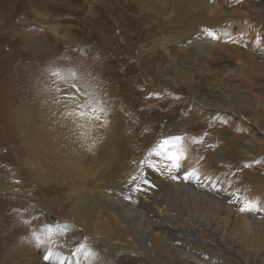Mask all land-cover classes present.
Segmentation results:
<instances>
[{
    "label": "rangeland",
    "instance_id": "rangeland-1",
    "mask_svg": "<svg viewBox=\"0 0 264 264\" xmlns=\"http://www.w3.org/2000/svg\"><path fill=\"white\" fill-rule=\"evenodd\" d=\"M166 3L167 0H0V184L6 188L9 183L16 186L0 196V214L6 213L11 219L14 214L23 215L19 221L25 229L21 245L33 237L22 246L23 251L27 244L39 251L42 247L49 249L60 237L64 253L71 255L66 259L74 260L68 264H91V255L97 251V260L100 247L104 250L101 253L108 252L100 241L98 244L83 239L82 259L74 256L80 246L76 241H68L73 232L62 219L73 205L65 199L68 189L55 188L54 183L45 181L31 187L32 174L25 163H32V167L54 179V156L50 152H34L24 157L9 130L13 107L34 103L30 93L37 86L53 90L59 82V93L72 89L84 98L99 84L106 85L117 96L127 131L122 137L125 143L120 154L134 159L127 162L128 174L133 173V179L130 183L123 179V189L135 184V193L143 199L144 190L150 186L145 177L147 170H158L155 163L166 162L162 154L168 151L172 159L175 157L180 176L191 171L197 173L199 183L211 185L204 186L202 192L220 188L238 195L241 205L229 217L232 224L237 228L246 225L250 233L264 234V49L256 47L253 30L264 24V17L251 22L263 6L254 0H218L216 5L238 22L216 31L220 34H216L212 58L202 61L190 53L189 47L195 42L193 38L197 40L198 34L210 27L204 29L200 23L197 31L188 30L189 33L183 29L179 30L181 35H176L168 28ZM238 33L247 37L248 42H241ZM181 66L196 74L192 79L187 77L189 82L178 74ZM169 78L176 79L178 84L168 85ZM197 93L204 95L212 107L206 106L205 98ZM245 96L256 98L252 107L239 105L245 103ZM222 101L231 105L229 110L227 107L218 111L215 106ZM250 112L259 119L249 117ZM103 145L104 141L98 142L99 154L104 151ZM123 162L125 165L126 161ZM94 165L93 172L98 169ZM154 173L157 175L158 171ZM159 175L173 187L171 180ZM134 178L136 181L132 182ZM206 197L208 204L215 202L210 193ZM159 201L160 210L156 211L165 213L166 204L162 198ZM247 203L260 211L241 210L242 204ZM219 209L218 224L229 229L225 224L227 214ZM111 214L120 222V214ZM254 220L259 222L260 230L253 227ZM102 221H98L101 227ZM151 236L152 244L155 237ZM221 236L218 235V243L224 247ZM263 253L239 248L247 264H259Z\"/></svg>",
    "mask_w": 264,
    "mask_h": 264
},
{
    "label": "bare ground",
    "instance_id": "bare-ground-1",
    "mask_svg": "<svg viewBox=\"0 0 264 264\" xmlns=\"http://www.w3.org/2000/svg\"><path fill=\"white\" fill-rule=\"evenodd\" d=\"M217 1L167 0L165 5L166 16L170 21L168 28L176 35L183 29L197 31L200 23H203L204 29L210 27L204 34H198L197 40L192 37L195 42L189 47L192 51L190 53L197 55L202 61L212 58V50L217 46L216 34H220L216 31L224 30L227 24L237 21L232 14L223 12L222 8L216 5ZM254 1L263 7L256 11V17L252 18L251 22L264 17V0ZM253 30L256 31L255 39L253 38L256 47L264 49V42H262L264 24L258 25ZM181 33L183 32L180 31L179 35ZM239 33L238 39L244 43L248 42L247 37ZM262 51L264 53V50ZM181 67L178 74L183 81L195 77L194 72L187 71L184 66ZM176 81L173 78L166 80L170 86L178 84ZM59 83H56L53 90L47 86L39 88L37 86L36 89L31 90L30 99L34 103L25 104L22 101L21 106L17 104L13 107L8 126L10 133L15 136V141L19 143L20 148L19 146L18 148L22 150L21 155L24 157L28 158L34 152L43 155L50 152L54 156V179L37 167H32L30 165L32 163L25 162L29 164L28 172L32 174V178L29 179L32 180L31 187L36 186V182L41 184L45 181L49 184L54 183L55 188L68 189L65 199L73 205L66 216L62 217L63 221L68 222L67 225L73 232L72 239L68 241H76V245L79 246L82 245L83 239L90 240V243L100 241L108 249V252L101 253L104 250L100 247L97 260H94L97 251L92 254L91 264H247V260L239 254L240 246L264 252V234L250 233V228L246 225L237 228L229 219L239 204L241 205L238 195H231L217 188L215 182L211 184L216 186L217 191L213 189L210 192H202L204 186L211 185L199 183L196 178L197 173H191V171L184 177L180 176L175 157L172 159L168 151H163L162 154L167 159H165L166 162L162 161L164 158L159 160L162 163L154 160L156 162V168H154L158 169L156 170L158 173L161 172L160 175L163 178L171 180L173 187H170V184L168 186L169 182L161 180L158 177L159 174L156 175L154 173L156 171L150 167V171L147 170V176L143 174L150 183V186L146 190L143 189L144 192L142 191L145 195L143 199L135 193V184L123 189L121 181L125 179L130 183L133 179V173L128 174L130 166L127 162L129 160L130 163L134 159H131L129 155L120 154L125 143L122 137L127 135V131L124 130V123L119 114L118 105L120 104H118L117 96L110 88L105 87L106 85L99 87L98 84L89 94L81 98L72 89L70 92L59 93L57 89L61 90V85L56 88ZM64 94H67L66 97ZM199 97L205 98L201 93ZM239 97H243V94ZM243 99L246 100L245 103L239 102L242 107L247 105L250 108L257 101L256 98L248 99L247 96ZM205 102L206 106L212 107L206 98ZM224 103L226 102L222 101L215 106L218 111L225 110L227 107L229 110L231 105L227 106ZM252 115L255 116L251 113L249 117ZM255 119L259 118L255 116ZM257 136L260 138L259 135ZM253 137L255 139L252 138V140L256 142V135ZM101 141H104V151L102 150L99 154L96 149L98 142ZM107 144H110V147ZM124 160L125 165H123ZM93 163L98 167L95 172H93L95 167ZM145 164L143 162V165ZM15 180L16 178L13 181ZM135 181L136 179L132 182ZM138 182L137 178L136 185ZM14 187L16 186L10 183L7 188L0 184V196L4 197L7 191ZM207 193H210L215 202L211 201L208 204ZM213 196L219 197L221 201L215 200ZM160 198L164 200V205L166 204V209L163 210L165 213L156 211ZM219 208L227 214L225 224L229 226V229L218 224V219H221V213H218L221 211ZM242 209H248L251 212L260 211L249 203L242 204ZM111 212L120 214V222L113 218ZM20 218H23V215L14 214L11 219L6 216V213L0 214V264H68L74 261L66 259L71 255L64 253L65 248L60 237L56 238L54 247L49 249L42 247L39 251L27 244V249L23 251L22 246L33 237L31 236L32 238L21 245L25 229L19 223ZM101 220H103L102 227L98 223ZM254 221L253 227L260 230L259 222ZM151 234L155 237L152 244ZM219 234L222 235L220 239L224 247L218 243ZM50 244L51 242L48 241V245ZM83 249L82 246L78 247L74 256L79 255L82 259L80 253ZM258 259L259 264H264V257Z\"/></svg>",
    "mask_w": 264,
    "mask_h": 264
},
{
    "label": "water",
    "instance_id": "water-1",
    "mask_svg": "<svg viewBox=\"0 0 264 264\" xmlns=\"http://www.w3.org/2000/svg\"><path fill=\"white\" fill-rule=\"evenodd\" d=\"M51 220H53V222H54V218L53 217L51 218Z\"/></svg>",
    "mask_w": 264,
    "mask_h": 264
}]
</instances>
